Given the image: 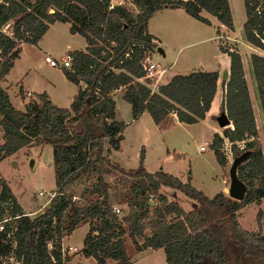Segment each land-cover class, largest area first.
<instances>
[{
  "label": "trees",
  "instance_id": "obj_1",
  "mask_svg": "<svg viewBox=\"0 0 264 264\" xmlns=\"http://www.w3.org/2000/svg\"><path fill=\"white\" fill-rule=\"evenodd\" d=\"M130 2L137 12L122 4L110 6V0L0 2V160L25 145L48 143L54 176L53 196L32 213L23 211L0 176V264L10 255L18 264H65L70 254L61 250V239L84 221L89 225L80 251L95 264H106V259L113 260L111 264H129L125 232L134 243L142 238L139 248L162 247L166 264H264V232L244 229L238 221L241 207L258 204L264 197V155L238 51L219 47L228 56L229 69L222 79L218 110L225 112L231 125L213 132L209 147L216 161L225 166L222 145L224 138L229 141L232 161L238 159L237 175L245 184L242 199L222 190L208 196L191 185L189 175L183 181L161 168L148 171L142 146L135 167L124 168L109 160V152L119 148L125 125L115 118L112 94L116 90L129 104L130 118L146 111L159 129L175 120L191 124L203 119L216 90L215 70H192L172 75L142 101L132 81L145 76L141 63L157 48L146 31L151 15L163 8H179L207 25L208 19L201 15L204 12L233 30L228 0ZM242 6V39L263 53L264 0H242ZM59 21L68 23L69 32L81 35L85 42L84 49L68 52L70 67L62 68L76 93L68 107H57L42 92L24 101L22 110L17 109L10 101L9 87L2 83L19 56L20 45H36L48 26ZM248 61L264 121V53L252 52ZM86 171L97 175L96 183L87 190L97 197L77 204L66 187ZM114 172L119 173L116 182L130 193L121 215L108 202L107 181L102 175ZM161 185L194 200L191 210L167 199L159 191ZM260 216L258 209V224Z\"/></svg>",
  "mask_w": 264,
  "mask_h": 264
},
{
  "label": "rangeland",
  "instance_id": "obj_2",
  "mask_svg": "<svg viewBox=\"0 0 264 264\" xmlns=\"http://www.w3.org/2000/svg\"><path fill=\"white\" fill-rule=\"evenodd\" d=\"M32 1V0H30ZM114 2H120L130 10L131 8L130 0H113ZM230 6H232V25L233 30L225 29V31L216 30V44L222 49L231 48L238 51L240 59L244 67V78L247 82L249 98L253 102L252 110L253 116H255V123L257 132L259 134V143L261 149L264 151V121L262 116L257 113V108L254 105L255 100L259 102L256 94L255 82L252 83V78L250 73H248V68L250 66V61H248V56L252 52H257L263 54L258 49L251 47L248 43L243 41L241 30L242 23L245 18L244 6H242V0H230ZM176 20H172L174 23ZM188 24L185 27L188 29V34L186 36L180 35L177 37L178 43H189L191 41L197 40L202 36L207 35L209 32L208 27L202 25L199 21L189 16ZM177 23V21H176ZM182 26V24L180 23ZM69 24L66 22H55L48 26L47 31L42 35L39 40L40 48L33 46L32 48L26 46L23 48L24 57L32 55L35 65L32 70L24 72L21 74L23 67L19 63L15 64V70H12L10 78L7 80L9 84V97L12 105L17 109H23L24 101L32 97L28 93L20 92V88L17 84L14 85L16 81L19 80L22 76L24 79H21L22 85L25 89H30L29 86L31 83L35 84V80H41L42 83L53 84L54 88L52 90L53 98L58 95L61 101L57 102L61 107H68L69 103L67 100L62 101L65 97L64 87L66 83L62 81V67H50L43 60V50L44 47H51L55 50L56 54L53 55L55 59H59L62 56H65L70 51H75L78 49H84V39L81 35L71 34L69 32ZM162 37L163 42L170 44L171 39L174 40L171 32L164 33ZM20 45V49H21ZM214 42L210 41L204 44H193L189 47L183 49L178 54L177 62H182L185 60L188 65L194 66L195 57L201 56L204 59H213L214 52ZM256 51H252L253 49ZM176 49L172 48L167 49V56H171ZM65 51V52H64ZM156 61L157 58L155 57ZM250 70V68H249ZM205 71V70H203ZM19 74H21L19 76ZM251 78V80H250ZM219 79H221L219 77ZM24 80V81H23ZM32 80V81H31ZM31 81V82H30ZM36 81V82H37ZM67 82V81H65ZM20 84V82H19ZM69 84V83H67ZM71 88L74 85H69ZM32 89V88H31ZM218 98V97H217ZM216 98V99H217ZM218 100V99H217ZM117 109H123L122 100H116ZM126 105V104H125ZM60 107V108H61ZM219 113V110L217 114ZM216 114V115H217ZM215 121L216 118L212 117ZM209 123L206 121H200L198 123H193L189 126H177L172 124L171 126L160 129V136L168 139H171L168 143L165 139L163 144L159 146L156 144L153 146L152 141H156V137L147 138V152L148 157V166L149 170H155L160 168L171 174H175L181 179L185 180L186 176H190V183L194 187L203 191L206 195L211 196L217 191L222 190L221 188L225 186L224 193H227V186L229 184L228 178V167L232 162V154L229 149V141H224L222 145V151L226 154V164L221 166L212 153L211 148L208 144L205 146V150H198V145H202L206 138L208 137ZM223 127H219V131ZM147 132V130H146ZM151 134V133H149ZM0 143H1V134H0ZM169 144V146H168ZM133 145V144H131ZM127 145L125 147L127 160L121 162V165L132 168L136 165L138 157L135 158L133 155V146ZM174 149H170V147ZM168 148V150H166ZM139 150V149H138ZM138 155V151L137 154ZM32 159V165H30V160ZM116 163V162H115ZM118 164V163H117ZM119 165V164H118ZM103 178L107 181V193H108V202L110 205L118 207V215L126 212V202L130 196L127 189L116 182V179L119 173L114 172L113 174H102ZM0 176L4 178L9 184L11 191L21 208L25 212L35 211L41 207V204L44 203L47 199V191L54 190V176L52 168V158H51V146L48 143H36L32 145H25L20 147L16 151L7 154L0 160ZM97 175L92 171L84 172L80 178L76 179L71 184L67 185L66 191L75 195V202L81 204L83 201L88 198H96L97 195L88 194V189L91 185L96 183ZM41 191L43 194L38 195L37 192ZM159 191L166 195L167 199L175 200L178 202V205L185 211L191 210L195 201L185 195L182 191L171 188L166 185H161ZM258 209H261V216L259 219V224L256 222L255 216ZM238 221L239 224L247 230L262 231L264 232V197L261 198L260 202L257 204L255 202H250L247 205L241 207L238 211ZM66 220V215H64ZM91 223H96V219H92ZM88 221H84L77 225L69 235H65L61 239V247L66 245H73L77 250H71L70 261H66L65 264H95V260L91 257H84L82 259V254L80 247L82 246L83 236L88 228ZM124 246L127 251L128 258L130 260L129 264H166L164 258V250L162 247H157V249H152L150 247H138L141 243L142 238L138 237L136 243L132 242L129 238L127 232L123 235ZM64 242V244H63ZM67 247V246H66ZM113 263V260L106 259V264ZM3 264H18L13 256H8L3 258Z\"/></svg>",
  "mask_w": 264,
  "mask_h": 264
},
{
  "label": "crops",
  "instance_id": "obj_3",
  "mask_svg": "<svg viewBox=\"0 0 264 264\" xmlns=\"http://www.w3.org/2000/svg\"><path fill=\"white\" fill-rule=\"evenodd\" d=\"M2 0H0L1 2ZM113 0H110V6H113L114 4H120V2H114L112 3ZM131 8L134 7L133 4L129 3ZM228 6H230V0H228ZM130 9V7H129ZM133 10L134 12H137V9L134 7ZM230 11H231V15H232V6H230ZM201 15L204 18H207L209 21V24L204 25L206 27H208L209 32L207 33V35L200 37L197 40L191 41L189 43H186L185 41L183 43H178L177 41V37H179L180 35L186 36L188 34V29L185 27V25L188 24V18L189 15L185 14L184 11L182 9L179 8H163L161 10L156 11L155 13H153L151 15V17L148 19L147 24H146V31L147 33L153 37V42L155 43V45H157V47H161V49L163 50V55H161L160 53H158L156 50L153 51L149 58L151 60V62H154L156 64H158V68L160 69H165L164 72L162 74L156 75L154 74L153 76L147 77V76H143V77H137L134 78L132 83L135 85L136 91L139 95V97L142 99V101H145V99L153 93V91H155L157 89V87L159 85L162 84H166L168 83L169 79L171 78L172 75L175 74H187L189 73V71L192 70H215L218 73V77H217V86H216V90L215 93L212 97V101L209 107V110L205 113L204 118L200 119L196 122H192L193 123H198L200 121H206L209 124V131H208V137L206 138V140L204 141L205 146L206 144L209 145L211 138H212V133L213 132H218L219 131V125L217 124V122L212 118H216V114L218 112V108L221 102V96H222V85H223V81L222 79V74L226 73V76L228 74V69H229V62H228V56L225 53H222L219 50L218 44H216V30L222 32L225 31V29H227L226 27H223L222 25H220L216 19L213 16H210L207 13L201 12ZM172 20H176L174 23H172ZM180 23L182 24V26L180 25ZM190 23V22H189ZM48 29V28H47ZM166 32H171L172 36H174V40H170L171 43L168 44L165 42H163V38L165 35L164 33ZM213 41L214 42V52H213V56L214 58L211 60H207L204 59L201 56L195 57L194 59V66L192 65H188V63L184 61L182 62H177L178 60V54L180 51H182L183 49L189 47L190 45L193 44H204L207 42ZM40 42L38 41L36 43V45L33 46H37V48H40ZM26 46H29L32 48V45L29 44H23L21 46V51L19 53L18 58L14 61L13 66L11 67L9 73L6 75L4 82L2 83V86H7V84H9V82L7 81L10 78V74L12 72V70H15V64L19 63L21 65V67H23V70H21V74L24 72H28L30 70L33 69L34 65H35V61L32 57V55L29 56H23V48H25ZM85 46V45H84ZM172 46L176 49L174 51V53H172L171 56H167V49L172 48ZM85 48V47H84ZM41 49V48H40ZM45 50H43V55L48 54L52 57H54L53 55L56 54L55 50L51 47H44ZM83 49V48H82ZM253 49V48H252ZM74 51V50H73ZM252 51H256V50H252ZM65 52V51H64ZM257 53V52H256ZM157 58V60L155 61L154 58ZM250 68V66H249ZM248 68V73H250V70ZM244 69V67H243ZM245 72V71H244ZM19 74V76L21 75ZM24 75V73H23ZM245 75V74H244ZM219 77L221 79H219ZM251 77V75H250ZM252 78V77H251ZM250 78V80H251ZM21 79H24V77L22 76L21 78H19L18 81H16L14 83L17 84V86L20 88L21 91H23V93H28V95L33 96L34 94H41L42 92H45L49 98V100L55 104L57 107H61L59 106V104H57L55 101L59 102L61 101L60 97H58V95H56L54 98L52 96V90L54 88L53 84H47V83H42L41 80H35V84L31 83L29 86H31L30 89H25L24 86L22 85ZM62 81H64L63 83H66L64 85H66L64 87L65 90V97L62 99V101L67 100L69 105H70V101L72 99V97L75 95L76 93V86L72 83H70L63 75L62 73ZM24 81V80H23ZM32 81V80H31ZM30 81V82H31ZM37 81V82H36ZM67 81V82H65ZM252 83L254 80H251ZM20 82V84H19ZM69 83V84H67ZM81 84V83H80ZM69 85H74L73 88H71V86ZM83 85V84H81ZM218 97V98H217ZM112 98L114 99V102H116V100H122L120 98V90H116L113 94H112ZM218 100H217V99ZM55 99V101H54ZM126 104V105H125ZM125 104H123V109H120V111H118L117 109V102H116V109H115V118L116 119H120L123 120L125 122L124 127L121 130V139L119 142V148L118 150H112L109 152L108 157L109 160L111 162H116L118 163L120 166L127 168L123 165H121V162L124 160H127V155H126V151H125V147L129 144H133L131 146H133V155L135 156V158L138 157V161H139V155L137 154V151L139 152L138 149H140V147L142 146L143 149V165L145 166V168L148 171H154V170H149L147 168L148 166V157L146 155V148H147V138H154L156 137L157 142L154 140L152 141L153 146L154 145H160L163 144L165 139L168 143H170L171 139H168L169 137L166 136V138H163L162 136H160L161 130L158 128L157 124H155L152 120V118L149 117L148 113L146 111H143L142 113H140V115H138L135 118H130V106L129 104H127L125 102ZM251 104L253 105V102H251ZM254 105L256 106V110L257 113L259 115V102H257V100H255ZM174 117V115H172ZM261 116V113H260ZM174 125L177 126H189L191 124L182 122V121H178L175 120ZM147 130V132H146ZM151 133V134H149ZM1 134V131H0ZM147 137V138H146ZM224 141L227 142V139L224 138ZM2 142V141H1ZM169 146V144H168ZM200 146V145H198ZM170 149H174V147H170ZM168 150V148L166 149ZM205 150V148L203 149ZM212 150V149H211ZM262 150V149H261ZM263 155H264V151L262 150ZM134 165L133 167L137 166ZM161 168V167H160ZM165 171V170H163ZM167 172V171H166ZM187 177V176H186ZM181 179V177H179ZM183 180V179H181ZM186 180V178H185ZM184 181V180H183ZM225 186H223L221 189L225 190ZM64 244V242H63ZM66 245V244H64ZM68 254H71L70 252ZM71 259V258H70ZM66 260V261H70ZM84 257H82L81 260H83ZM65 261V262H66Z\"/></svg>",
  "mask_w": 264,
  "mask_h": 264
},
{
  "label": "built area",
  "instance_id": "obj_4",
  "mask_svg": "<svg viewBox=\"0 0 264 264\" xmlns=\"http://www.w3.org/2000/svg\"><path fill=\"white\" fill-rule=\"evenodd\" d=\"M43 60L50 67H59V68L60 67H62V68L70 67L69 66L70 56L68 54L60 57L59 59H55L52 56L45 54L43 56ZM141 64L143 66L145 76H147V77L153 76L154 74H156V75L162 74L165 70V69L158 68V64L151 62L149 56L146 57ZM204 148H205L204 144L198 146V150H203ZM37 194L42 195L43 193L41 191H38ZM53 194H54V190L47 191V193H46L47 199L44 203L41 204V207H43L45 205V203L53 196ZM74 198H75V195H72V199H74ZM111 208L115 213H117V214L119 213L118 207L111 205ZM61 250H64V252L66 251L67 253H69V252H71V250H77V249L73 245H65L64 247H61Z\"/></svg>",
  "mask_w": 264,
  "mask_h": 264
},
{
  "label": "water",
  "instance_id": "obj_5",
  "mask_svg": "<svg viewBox=\"0 0 264 264\" xmlns=\"http://www.w3.org/2000/svg\"><path fill=\"white\" fill-rule=\"evenodd\" d=\"M156 51L158 53H160L161 55H163V50L161 49V47H157ZM222 78H226V73L222 74ZM216 122L220 127H226L228 125H231V120L230 118L226 117L225 112H220L218 113L216 116ZM32 159L30 160V165H32ZM238 162V159H234L227 171H228V178H229V184L227 186V193L228 196L236 199V200H240L243 198L244 194H245V184L241 181V179L238 177L237 175V171H236V164Z\"/></svg>",
  "mask_w": 264,
  "mask_h": 264
}]
</instances>
